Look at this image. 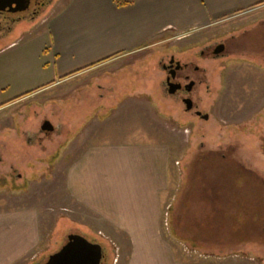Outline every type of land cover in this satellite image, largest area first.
Masks as SVG:
<instances>
[{"label":"rangeland","instance_id":"1","mask_svg":"<svg viewBox=\"0 0 264 264\" xmlns=\"http://www.w3.org/2000/svg\"><path fill=\"white\" fill-rule=\"evenodd\" d=\"M65 1L45 0L33 18L27 14L14 24L0 14V58L14 56L0 68V87H6L10 97L29 91L16 98L25 97L17 105L0 106V213L20 208L37 211L39 245L17 264H46L72 234L101 245L100 264H125L129 241L121 233L105 238L91 229L97 225L68 196L64 176L66 165L90 140L108 145L124 134L99 126L85 141L81 132L90 129L96 110L83 111V119L73 116L72 126L64 125L56 85L26 98L46 79L39 72L38 45L23 50L33 36L28 32L34 33ZM11 41L22 42L4 48ZM217 41L226 46L222 56H200L206 44ZM23 51L25 55L17 59ZM170 54L199 66L190 96L208 119L185 110L179 95L167 94L161 87L165 74L158 62ZM135 56L105 66L102 73L107 68L118 73L87 84L82 90L84 106L100 105L105 113L99 112L98 119L106 124L109 108L117 105L113 100L120 103L146 88L150 95L136 102L141 108L120 112L123 116L115 123L121 131L139 123L147 138L161 139L170 148L162 231L190 259L264 264V4L187 35L163 36ZM109 94H115L114 99ZM130 104L125 99L118 107ZM45 121L53 126L48 133L41 129Z\"/></svg>","mask_w":264,"mask_h":264},{"label":"crops","instance_id":"2","mask_svg":"<svg viewBox=\"0 0 264 264\" xmlns=\"http://www.w3.org/2000/svg\"><path fill=\"white\" fill-rule=\"evenodd\" d=\"M260 4L264 0H66L40 22L34 33L28 32V36H33L24 40L23 50L38 45L42 63L39 72L45 73L46 79L37 85L38 91L35 89L26 98L56 85L64 125L72 126L73 116L83 119V111L96 110L95 118L87 126L90 129L81 132L85 141L92 138L90 132L99 126L106 125L124 134L121 140L108 145L90 140L66 165L64 176L68 196L90 216L92 225H97L90 228L105 238H117L121 233L129 241L125 264L216 263L210 258H187L162 231L168 206L164 197L169 185V146L161 139L147 138L149 134L139 123L133 124L130 131H121L115 123L123 116L120 112H135L133 106L141 108L137 100L150 92L146 88L134 91L125 97L132 102L131 106L124 108L118 105L125 99L120 103L113 100L117 105L109 108L112 112L111 116L107 114L105 124L98 119L99 112L105 113L100 105L84 106L83 88L102 75H116L115 70L107 68L106 74L102 70L113 62L136 58V53L163 36L187 35ZM21 42L11 41L4 48ZM21 55L25 51L16 55L17 59ZM13 57L0 58V68ZM4 90L2 85L0 106L17 105L25 97L16 98L29 92H14L10 97ZM89 94L93 96L92 92ZM112 95L114 99L115 94H109ZM39 241V219L34 208L0 213V264L19 263L35 251Z\"/></svg>","mask_w":264,"mask_h":264},{"label":"water","instance_id":"3","mask_svg":"<svg viewBox=\"0 0 264 264\" xmlns=\"http://www.w3.org/2000/svg\"><path fill=\"white\" fill-rule=\"evenodd\" d=\"M40 0H0V11L11 14L20 15L27 12L34 4H37ZM222 46H220L219 51H221ZM191 81L187 85V89H191L193 85ZM167 86L169 87L168 93H173L176 89L180 88V83H174L169 81L167 78ZM185 107L189 110L193 102L190 98L183 100ZM197 115H201L198 111ZM203 119H208V114H203L201 116ZM41 129L48 133L53 130V126L50 122L45 121ZM103 257L102 247L99 243L91 242L85 237L72 234L69 235L67 242L62 246V248L54 254H51L46 264H100Z\"/></svg>","mask_w":264,"mask_h":264},{"label":"flooded vegetation","instance_id":"4","mask_svg":"<svg viewBox=\"0 0 264 264\" xmlns=\"http://www.w3.org/2000/svg\"><path fill=\"white\" fill-rule=\"evenodd\" d=\"M45 0H40L37 4H34L27 12H24L20 15H11L5 12L0 11V14L5 16L4 18L7 21V23L14 24L17 19H20V17L29 14V18H33L36 13L39 12L40 7L45 4ZM12 25L8 26V30H10ZM222 46V50L219 51L220 46ZM226 46L223 42L217 41L214 43L209 42L204 46V48L200 51V56H211L213 58H218L222 56L223 52L225 51ZM195 62V61H194ZM192 60L182 62L180 59H177L173 54H170L169 57L166 60H161L158 62L160 66V70H162L165 74V79L163 82V90L167 94H171L173 96L179 95L181 102L183 103V100L186 98H190V93L193 90L195 86V78L194 75L196 72H199L200 68L197 64H195ZM167 78H169V81L174 83H180L181 87L176 89L173 93H168L169 87L167 86ZM193 81V85L191 89H187V85ZM184 104V103H183ZM185 107V104H184ZM185 110L186 107H185ZM192 111L196 116L197 112L200 111L196 105L193 103L192 107L188 110ZM201 112V111H200ZM203 114L201 112V117Z\"/></svg>","mask_w":264,"mask_h":264},{"label":"built area","instance_id":"5","mask_svg":"<svg viewBox=\"0 0 264 264\" xmlns=\"http://www.w3.org/2000/svg\"><path fill=\"white\" fill-rule=\"evenodd\" d=\"M102 235V234H101Z\"/></svg>","mask_w":264,"mask_h":264}]
</instances>
